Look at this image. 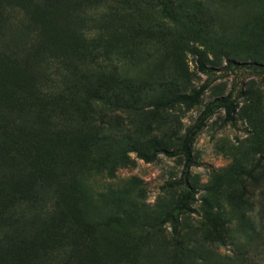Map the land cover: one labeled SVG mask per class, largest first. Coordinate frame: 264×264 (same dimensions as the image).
Listing matches in <instances>:
<instances>
[{
  "label": "rangeland",
  "instance_id": "374dc122",
  "mask_svg": "<svg viewBox=\"0 0 264 264\" xmlns=\"http://www.w3.org/2000/svg\"><path fill=\"white\" fill-rule=\"evenodd\" d=\"M0 264H264V0H0Z\"/></svg>",
  "mask_w": 264,
  "mask_h": 264
},
{
  "label": "trees",
  "instance_id": "16d2710c",
  "mask_svg": "<svg viewBox=\"0 0 264 264\" xmlns=\"http://www.w3.org/2000/svg\"><path fill=\"white\" fill-rule=\"evenodd\" d=\"M193 53L196 55V62L197 66L200 70L205 71V64L202 61V54L199 49L193 50ZM204 86L202 85L200 88L195 90L191 94L179 93L177 94L174 99L181 101V102H196L198 99L199 94L203 91ZM222 99H219V103H222ZM226 117L229 119H233L230 112L226 111ZM204 114H201L195 125L188 128L185 133L179 138L178 144L176 148L167 149L165 147H155L150 152H137L138 156L143 159L144 161H151L153 160L158 154H164L167 156H181L184 160L185 170H187L188 166L192 163V155H191V145L194 139V136L200 129V127L204 123ZM188 196V192H185L180 197V205L181 207H185V198Z\"/></svg>",
  "mask_w": 264,
  "mask_h": 264
},
{
  "label": "bare ground",
  "instance_id": "6f19581e",
  "mask_svg": "<svg viewBox=\"0 0 264 264\" xmlns=\"http://www.w3.org/2000/svg\"><path fill=\"white\" fill-rule=\"evenodd\" d=\"M66 41V40H65ZM22 79V78H21Z\"/></svg>",
  "mask_w": 264,
  "mask_h": 264
}]
</instances>
